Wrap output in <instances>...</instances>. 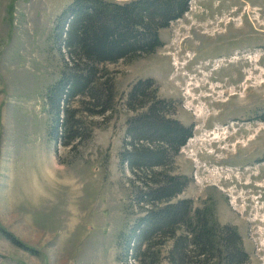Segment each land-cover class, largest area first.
Returning a JSON list of instances; mask_svg holds the SVG:
<instances>
[{
    "label": "rangeland",
    "instance_id": "374dc122",
    "mask_svg": "<svg viewBox=\"0 0 264 264\" xmlns=\"http://www.w3.org/2000/svg\"><path fill=\"white\" fill-rule=\"evenodd\" d=\"M73 1L0 0V264H150L153 252L171 264L172 242L134 254L122 244L142 210L120 160L136 115L127 95L146 78L192 131L166 168L185 178L173 201L234 230L240 264H264V0H191L156 52L100 64L95 90L105 98L113 82V108L93 94L69 101L92 136L64 146L49 138L46 96L65 64L56 22Z\"/></svg>",
    "mask_w": 264,
    "mask_h": 264
},
{
    "label": "trees",
    "instance_id": "16d2710c",
    "mask_svg": "<svg viewBox=\"0 0 264 264\" xmlns=\"http://www.w3.org/2000/svg\"><path fill=\"white\" fill-rule=\"evenodd\" d=\"M190 2L74 0L70 3L58 16L55 27V43L65 64L61 77L46 96L52 116L49 138L64 146L89 139L92 130L82 132L80 120L68 109L69 101L93 94L102 113L112 110L113 82H105V98L95 90L100 64L156 52L163 45L160 30L182 18L189 11ZM157 93L154 80L146 78L136 81L127 95L126 105L136 115L127 120L120 160L133 175L130 177L133 200L142 210L122 239L123 247L134 254L143 248L150 251L172 242L168 253L171 264L215 260L217 264H240L241 250L234 230L220 226L211 218V212L194 207L191 199L173 201L184 191L185 178L169 174L166 168L192 137V131L169 116L166 110L169 101L158 98ZM183 226L187 232L181 233ZM149 256L152 258V254ZM158 262L159 254L153 252L150 264Z\"/></svg>",
    "mask_w": 264,
    "mask_h": 264
},
{
    "label": "crops",
    "instance_id": "0c3cea01",
    "mask_svg": "<svg viewBox=\"0 0 264 264\" xmlns=\"http://www.w3.org/2000/svg\"><path fill=\"white\" fill-rule=\"evenodd\" d=\"M116 1H120V0H116ZM124 1H126V0H124Z\"/></svg>",
    "mask_w": 264,
    "mask_h": 264
},
{
    "label": "bare ground",
    "instance_id": "6f19581e",
    "mask_svg": "<svg viewBox=\"0 0 264 264\" xmlns=\"http://www.w3.org/2000/svg\"><path fill=\"white\" fill-rule=\"evenodd\" d=\"M217 137V136H216Z\"/></svg>",
    "mask_w": 264,
    "mask_h": 264
}]
</instances>
